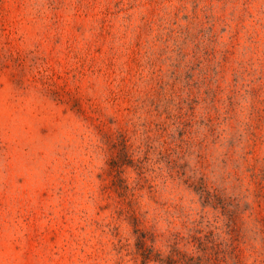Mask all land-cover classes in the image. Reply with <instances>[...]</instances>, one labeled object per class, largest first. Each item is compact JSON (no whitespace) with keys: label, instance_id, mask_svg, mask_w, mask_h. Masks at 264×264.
<instances>
[{"label":"rangeland","instance_id":"374dc122","mask_svg":"<svg viewBox=\"0 0 264 264\" xmlns=\"http://www.w3.org/2000/svg\"><path fill=\"white\" fill-rule=\"evenodd\" d=\"M0 264H264V0H0Z\"/></svg>","mask_w":264,"mask_h":264}]
</instances>
